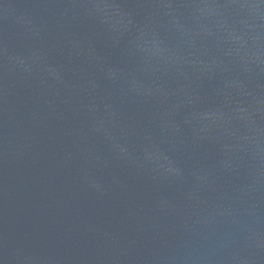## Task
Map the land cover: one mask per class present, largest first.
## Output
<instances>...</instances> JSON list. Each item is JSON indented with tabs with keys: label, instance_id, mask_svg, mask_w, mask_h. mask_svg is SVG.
I'll list each match as a JSON object with an SVG mask.
<instances>
[{
	"label": "water",
	"instance_id": "water-1",
	"mask_svg": "<svg viewBox=\"0 0 264 264\" xmlns=\"http://www.w3.org/2000/svg\"><path fill=\"white\" fill-rule=\"evenodd\" d=\"M0 264H264V0H0Z\"/></svg>",
	"mask_w": 264,
	"mask_h": 264
}]
</instances>
